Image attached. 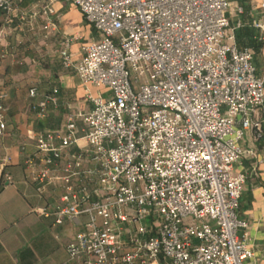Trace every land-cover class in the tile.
Here are the masks:
<instances>
[{
  "label": "built area",
  "instance_id": "2783aa9c",
  "mask_svg": "<svg viewBox=\"0 0 264 264\" xmlns=\"http://www.w3.org/2000/svg\"><path fill=\"white\" fill-rule=\"evenodd\" d=\"M19 0H0V47L12 33ZM76 6L99 39L75 63L64 37L61 63L110 97L87 95L88 113L35 137L27 179L41 198L62 188L54 206L33 213L79 230L65 264H246L255 254L241 230L247 176L235 168L246 134L263 136L264 78L254 53L232 31L229 0H39L50 38L53 4ZM238 17L242 6L234 7ZM256 27L264 31L262 22ZM8 52L0 50V61ZM53 89L33 104L40 119L59 105ZM31 99L38 89H30ZM0 91V136L7 124ZM11 181L10 176H6Z\"/></svg>",
  "mask_w": 264,
  "mask_h": 264
},
{
  "label": "crops",
  "instance_id": "0c3cea01",
  "mask_svg": "<svg viewBox=\"0 0 264 264\" xmlns=\"http://www.w3.org/2000/svg\"><path fill=\"white\" fill-rule=\"evenodd\" d=\"M231 28L239 48L253 51L255 65L264 78V31L256 24L262 22L264 0H229ZM39 0H19L13 13V31L2 43L0 50L8 56L0 61V91L7 94L4 101V119L7 129L0 136V264H65L67 247L79 228L71 224L55 226L51 219L33 213L45 205L54 206L63 193L62 188L49 187L43 198L37 195L36 186L27 179V156L36 152L35 137L44 132L62 129L71 114L88 113L92 104L87 95L110 92L85 84L76 73L64 69L61 63V43L64 37L77 38L71 46L75 63L83 57V47L99 39L96 29L89 24L73 4L56 2L50 20L55 30L45 38V18L40 17L34 26L20 12H41ZM242 6L245 14L238 17L235 6ZM4 18L0 14V25ZM38 89V98L29 96L30 89ZM59 90V105L51 106L50 114L40 119L33 104L53 89ZM262 122L263 136L249 131L242 145L253 150L255 156H246L235 168L247 176L240 207V217L249 227L240 231L254 251V258L246 264H264V113L258 117ZM6 176H10L8 181Z\"/></svg>",
  "mask_w": 264,
  "mask_h": 264
},
{
  "label": "trees",
  "instance_id": "16d2710c",
  "mask_svg": "<svg viewBox=\"0 0 264 264\" xmlns=\"http://www.w3.org/2000/svg\"><path fill=\"white\" fill-rule=\"evenodd\" d=\"M240 48H241V47H240ZM3 187H4L3 182L0 181V192L2 191Z\"/></svg>",
  "mask_w": 264,
  "mask_h": 264
}]
</instances>
